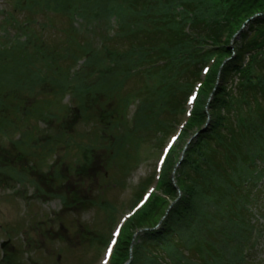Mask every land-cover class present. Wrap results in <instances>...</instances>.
I'll use <instances>...</instances> for the list:
<instances>
[{
  "label": "rangeland",
  "instance_id": "rangeland-1",
  "mask_svg": "<svg viewBox=\"0 0 264 264\" xmlns=\"http://www.w3.org/2000/svg\"><path fill=\"white\" fill-rule=\"evenodd\" d=\"M73 1L64 0L61 6H58L64 8V12L56 9L55 13L42 10L32 1L30 5L26 4L25 7L14 11L15 21H12L8 16V21L11 22L5 24H3L5 15L2 16L0 13V25L2 23L4 25L2 29L10 32V38L16 36L17 32L19 33L27 19L35 18L37 22L35 23V19H33L29 25L32 38L35 35L36 38H39L38 41H44V45L46 43L47 46L55 48L57 56H60L59 54L62 52L56 47L63 48V50L61 49L63 52L66 51V47H70V54L66 57H58L52 68L54 71L50 70L54 77L59 78H52L50 82L44 80L43 84L35 85L34 90L28 88V74L36 71L42 66V63L31 58L34 55L38 59V56L32 52V48L27 51L29 53L27 60L26 58L23 61L0 60L2 83L8 85L14 83L15 86L16 82H20L15 94L12 95L13 100L16 101L13 103L9 101L4 110L10 112L12 106L15 108L17 102L22 106L18 120L13 119L12 116H8L6 120L0 119V124L2 123V127L7 131L3 133L14 131L13 126L16 125L25 129V139L27 138L25 144L15 148L7 145L6 136L0 133V264H105L106 246L102 248L101 246L108 237L113 236L115 227L122 217L130 213L134 201L139 196L142 197L155 184V182L151 183L146 191H141L139 196L136 195V190L140 187L141 182L150 179L160 168L158 159L163 148H161V143L165 139L166 144L172 135L180 131L178 122H174L172 129L165 133L166 129L164 130V128L166 125L168 126L167 119L169 117L167 112L159 116V120L164 121L161 126L152 122L153 120H151L152 123L149 122L145 126L144 122L143 126L139 123L138 130L129 135H123L118 129L111 127L114 122L113 118L115 115L121 114L128 97L143 92L145 89H140L141 85H146L149 88L151 81H156V78L151 80L144 75L130 73L127 76L128 68L125 67L114 73L111 76L112 80H103L90 95H81L73 108L68 107L69 99L61 98L62 93H59L57 83L60 80L61 86L62 77L60 76L65 74L66 69L73 64L77 57L76 53L81 51L82 44L88 40L95 44L100 43L104 38L101 31L107 27L104 21L99 23L90 18L89 11H87V20L77 21L81 28L79 29V26L75 25L74 28L77 30H71L69 28L71 19L69 10ZM11 4L12 0H0V9L13 10ZM88 5L90 8L92 7V3H88ZM46 21L51 25L42 26ZM85 28H88L87 34ZM21 31L27 33L25 30ZM68 33H72L71 43L61 46L60 43L69 36ZM239 38L240 36L237 35L235 40L237 41ZM9 39L0 41L7 43ZM49 49L52 50V48ZM74 53L76 55L71 56ZM19 59L22 58L19 57ZM22 63L25 64L24 69ZM198 67V65H192V69L186 76H180L181 82L188 84L189 81L192 82L196 79L193 74ZM57 70L59 73L55 72ZM126 76V82L123 85L121 83ZM21 79L23 80L21 81ZM120 80L122 81L120 82ZM234 80L233 83L229 82L227 87L229 86L228 88L234 93L237 90L238 94L236 82L239 79ZM146 81H150V83L147 84ZM154 87L152 86V89ZM55 89L57 90L55 91ZM173 91H170L171 97L174 96ZM176 92L175 98L180 102L183 90L180 93ZM166 93L169 94L167 91ZM160 94L161 92H159ZM165 102L169 104L168 100ZM172 105H174V101ZM148 106L150 105L148 104ZM188 108L189 105H187ZM153 110L151 107V111ZM250 110V107L243 108L245 112ZM26 111L30 115L28 119L24 118L27 116ZM133 111L132 108L131 114ZM146 111L147 106L144 112ZM157 116L158 114L155 113L151 119L157 118ZM233 122H236L234 118ZM207 126L204 131L209 130L211 122ZM16 133L19 137L20 134ZM190 137L186 134L184 139L180 140L181 144L178 145L176 154L178 157ZM245 137L241 142L242 146L253 144V139L248 140L247 138L246 140ZM193 140L196 139L193 138ZM237 143L239 144L238 141ZM55 152L65 155V158L58 166L57 174L54 176L55 172L50 176L48 175L50 167L43 170L40 166L44 155H54ZM228 157L232 158V155H216L214 160L218 166L227 167ZM241 157L245 158L242 150L237 154V160L235 158L236 161L233 160L236 168L239 165L237 164L238 158ZM54 161L53 158L48 159L47 166ZM259 163L257 167L260 165ZM187 166L191 167V165ZM260 167L264 170V164H261ZM183 171L184 164L180 176L182 183ZM232 182L233 180H231ZM258 186L251 193L254 195L257 192V196H252L249 201L253 202L255 218L261 220L259 224H261L262 234L254 249L255 252L250 258L249 263L251 264L252 261L254 264H264V185L259 184ZM34 187L40 188L39 192H36ZM224 191L225 188L223 190V187L217 185L214 187L213 194L208 193L204 202V210L210 213L209 217H205L203 211L198 212V218L200 221L203 220L206 225L202 238L198 241V238L195 240L193 236L189 239L183 238L177 242L178 249L176 251H155L152 247L150 249L158 252L160 259L154 262L148 260L147 264H174L175 262L189 264L188 257L200 261L201 248H199V244L192 247L194 240V242L197 241L196 243L202 242L212 251H217L220 246L217 245L216 231L221 222L217 218L220 217L219 213L223 209L221 201L227 197ZM61 195L68 196L72 203L70 208H64ZM235 196L240 201L247 200L243 199L239 193ZM238 204L240 203L236 200L232 204L229 202L232 208ZM168 206L169 204L164 208L157 207L158 212L153 213L154 220L150 226H154L155 230L162 229V223L158 222L162 219L163 222L166 220L164 214ZM102 208H106L108 212ZM111 208H114L113 211L108 210ZM262 208L263 211H261ZM109 215H115V220L108 221ZM143 232H140L139 239H135L137 243H140L142 236H145ZM4 241H6V245L2 249L1 245Z\"/></svg>",
  "mask_w": 264,
  "mask_h": 264
},
{
  "label": "trees",
  "instance_id": "trees-1",
  "mask_svg": "<svg viewBox=\"0 0 264 264\" xmlns=\"http://www.w3.org/2000/svg\"><path fill=\"white\" fill-rule=\"evenodd\" d=\"M32 1L42 10L50 12L56 9L62 12L65 10L58 7L64 0H13V10L4 12L3 24L11 22L8 21V16L11 17L12 21H15L14 11L25 7L26 4L30 5ZM198 1L179 0L180 3L188 7V12H195L184 23H180L177 19L169 20V13L174 14V9L166 10V3L161 7L143 9L142 0H124L122 3L124 5L118 6L117 13L120 15L118 18L122 31L129 30L134 33L137 29L145 42L139 57L148 59L150 62H155L158 59L164 60L167 64L160 68L158 76L161 81L174 79L176 91L179 93L189 88V84L181 82L180 76H186L192 69V65L202 61L200 54H202L201 52L208 41L217 44L218 49L215 51L219 55L217 64L203 88L202 98L198 102L189 125L190 129L187 132V136H192L195 132H199V136L187 152L183 171L184 184L181 180L179 182L183 197L174 206L160 231L147 232L146 236L141 238L142 241L136 243L131 264H147L148 260L151 262L159 260V253L151 250L152 247L155 251H176L179 240L189 239L191 236L195 240L198 238L197 241L202 238L206 225H204L203 220L200 221L198 218V212L203 211L205 217L210 214L208 211L205 212L204 202L208 193H214V187L217 185L223 187V190L225 188L224 193L227 196L221 201L223 209L219 213L220 217L217 218L221 220L216 231L218 235L217 245L220 247L217 251H212L202 242L196 243L197 241L191 240L193 242L192 247L196 244L200 245L201 260L188 257V263L251 264L249 261L257 246L259 219L255 218L256 214L252 208L253 202L249 199L252 196H257V192L254 195L251 193L258 183L264 180V170L260 167L261 164H264V0H200V3ZM74 3L73 1L69 13L72 12ZM159 3L160 1H156V5ZM100 11L99 21H104L106 25L108 18L117 14L112 6L106 2ZM252 18L254 19L251 20ZM33 19L35 18L27 19L25 26H22L18 33V35H26L28 39L25 42L26 48L19 47L17 50L13 48L11 51L5 48L0 49V60L17 59L23 61L24 58L27 60L29 55L27 51L32 48V52L38 56V59L34 55L31 58L37 62L39 60V63L43 64L38 69L36 68V71L28 74V78H32V84H29L28 88L32 90H34L35 85L43 84L44 80L50 82L52 78L58 79L59 77H54L50 70L54 71L52 68L58 57L62 58L70 54L69 47L66 48L65 53L62 52L59 54L60 56H57L55 48L50 50L51 46H47L46 43L44 45V41H38L39 38H36L35 35V38L34 36L32 38L29 25ZM36 22L37 19H35ZM185 23L190 24V32L186 31ZM3 24L1 23L0 26H4ZM45 24L48 23H43L42 26ZM243 27L245 29L242 31ZM21 30H25L27 33ZM240 31H242L240 38L233 42L234 36ZM9 35L10 32L7 30L5 36L8 37ZM224 37H227V40L221 44ZM3 43L0 42V46ZM66 43H70V41ZM82 47L83 45L81 49ZM78 58L79 56L74 59V62ZM228 59L230 60L226 62ZM74 62L71 68L75 64ZM22 65L24 69L25 64L22 63ZM55 72L59 73L58 70ZM56 75L58 76V74ZM60 77H62L61 86L60 80L57 83L59 93L68 91L74 83H78L72 92L74 102L81 95L88 96L91 94L86 91L87 88L81 83L79 74H70V66L66 69L65 74H61ZM234 79H239L236 82L238 94L237 90L234 93L228 88L229 86L227 87L229 82L235 81ZM2 82L0 80V119L6 120L8 116L16 119L22 110L21 103L18 104L17 102L15 108L12 106L10 112H5L4 109L9 101L12 103L16 101L13 100L12 95L15 94L20 82H16L15 86L14 83L8 85ZM176 94L177 92L174 93V95ZM212 94H214L213 98ZM170 100L178 102L175 97L174 99L173 97L170 98ZM245 107H250L251 110L245 112L243 111ZM149 112L150 110H147L144 114V126L149 121ZM208 113L211 115V126L209 130L202 132L208 120ZM26 114V118H30L28 111ZM233 118L236 120V124L233 122ZM2 125L1 123L0 126ZM243 137L246 140L247 138L248 140L253 139V144L242 146ZM241 150L245 158H238L237 164L239 165L236 168L233 160L234 162L237 160L236 156ZM177 152L178 150L175 149V153ZM224 152L227 155H232V158L228 157L227 167L218 166L214 160L216 155H225ZM176 156H172L168 162L166 174L162 181L164 194L173 200H176L178 193L171 177L177 160ZM258 162L260 165L257 167ZM187 165H191L192 168ZM231 180H233L232 183ZM216 188L220 189L219 187ZM238 193L247 200L240 201L235 196ZM235 200L236 202L239 201L240 204L234 208L230 207L229 202L232 204ZM168 203L167 197L155 196L149 205L132 221L133 224L124 230L114 264H124L130 258V248L134 239L132 227L135 226L136 229L150 227V223L154 220L153 213L157 211V207L164 208ZM174 264H179V262Z\"/></svg>",
  "mask_w": 264,
  "mask_h": 264
},
{
  "label": "snow or ice",
  "instance_id": "snow-or-ice-1",
  "mask_svg": "<svg viewBox=\"0 0 264 264\" xmlns=\"http://www.w3.org/2000/svg\"><path fill=\"white\" fill-rule=\"evenodd\" d=\"M205 71L207 72L208 70L207 69H205ZM116 233H114V235H115ZM110 251V250H109Z\"/></svg>",
  "mask_w": 264,
  "mask_h": 264
}]
</instances>
